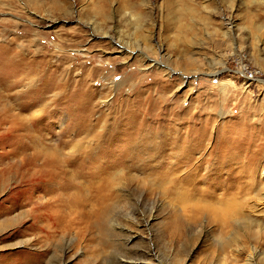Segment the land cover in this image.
Listing matches in <instances>:
<instances>
[{
    "label": "rangeland",
    "instance_id": "obj_1",
    "mask_svg": "<svg viewBox=\"0 0 264 264\" xmlns=\"http://www.w3.org/2000/svg\"><path fill=\"white\" fill-rule=\"evenodd\" d=\"M0 264H264V0H0Z\"/></svg>",
    "mask_w": 264,
    "mask_h": 264
},
{
    "label": "bare ground",
    "instance_id": "obj_2",
    "mask_svg": "<svg viewBox=\"0 0 264 264\" xmlns=\"http://www.w3.org/2000/svg\"><path fill=\"white\" fill-rule=\"evenodd\" d=\"M11 87H13V86L8 85V89L9 90L12 89ZM42 101H43L42 99L39 100V98H36L33 103L34 104H40V103H42ZM32 106L29 105V107H32ZM30 136H31V133L28 132V137H30ZM133 146H135V145H133ZM27 147L30 148V149H34L35 156H37V157L40 156V155L54 156L56 153L58 154V152L61 151L59 149L49 150L48 148L41 146L40 139H38L37 137L36 138H32V143H30L29 146H27ZM137 147L138 146H135L133 149H135V148L137 149ZM155 148H157V147H155ZM120 154L122 155V157H121V159H122L123 158V155H129V154H131V150L130 149H120ZM56 156H58V155H56ZM192 156H193L192 150H191V147H189V146H187V148H184L181 153H178L176 155V158L180 159L181 161H185V162H181V161L177 162V164H176L177 170L180 169L182 167V165H185V167L186 166H189L190 165V162L192 160ZM89 160H90V156L89 157L86 156L85 157V162L87 161L88 163H90V165L85 164V167L84 168H86V169H93V165L97 166V163H91V162H89ZM99 161H101V159ZM66 163L68 164L69 161H66ZM62 164H63L64 167L67 166L65 163H62ZM98 164L100 165V163H98ZM101 164L104 166V164L102 163V161H101ZM71 165H74V164H71ZM96 194L97 195L95 196V199L93 201L99 203V205H100V204L103 203V200H101L103 198L102 191H98ZM75 203L77 204V207H78V209L76 208V210L78 212V217H80L81 214H83V212L81 213V208H82L83 204H81L80 201H78V198H75ZM93 205L95 206V204H93ZM83 217H85V216H83ZM78 219H80V218H78ZM80 222H81V219H80Z\"/></svg>",
    "mask_w": 264,
    "mask_h": 264
}]
</instances>
